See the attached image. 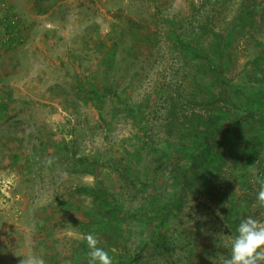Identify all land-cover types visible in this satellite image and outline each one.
I'll list each match as a JSON object with an SVG mask.
<instances>
[{
  "label": "rangeland",
  "instance_id": "rangeland-1",
  "mask_svg": "<svg viewBox=\"0 0 264 264\" xmlns=\"http://www.w3.org/2000/svg\"><path fill=\"white\" fill-rule=\"evenodd\" d=\"M18 1L0 0V264H87L89 233L114 264H222L264 222V0Z\"/></svg>",
  "mask_w": 264,
  "mask_h": 264
},
{
  "label": "clouds",
  "instance_id": "clouds-1",
  "mask_svg": "<svg viewBox=\"0 0 264 264\" xmlns=\"http://www.w3.org/2000/svg\"><path fill=\"white\" fill-rule=\"evenodd\" d=\"M51 163V160L48 161ZM67 175V173H64ZM258 192L256 206L264 215V177L256 178ZM86 242L87 264H114L113 258L103 247L94 233L83 237ZM20 264H46L43 256L29 252L20 260ZM222 264H264V222L259 218L247 216L236 228V235L231 240L230 252Z\"/></svg>",
  "mask_w": 264,
  "mask_h": 264
},
{
  "label": "trees",
  "instance_id": "trees-1",
  "mask_svg": "<svg viewBox=\"0 0 264 264\" xmlns=\"http://www.w3.org/2000/svg\"><path fill=\"white\" fill-rule=\"evenodd\" d=\"M218 3H219L218 0H216L215 4L218 5ZM212 35L215 37V40H216L215 45H214V47H212V49L216 50L217 53L221 52V50L223 49L222 43L225 42L222 33L219 31L218 32H212ZM198 40H199V38L197 36L190 38V43H189L190 44V51L195 57L208 60L209 54L204 53L203 49L200 48ZM261 120H263V119L259 118L258 122H260Z\"/></svg>",
  "mask_w": 264,
  "mask_h": 264
},
{
  "label": "crops",
  "instance_id": "crops-1",
  "mask_svg": "<svg viewBox=\"0 0 264 264\" xmlns=\"http://www.w3.org/2000/svg\"><path fill=\"white\" fill-rule=\"evenodd\" d=\"M5 1H7L8 3L7 4H9V8L8 9H10L11 10V8L13 9V10H16V9H18V8H20L19 7V1L18 0H5ZM9 11H6V12H4V14H5V16L6 17H8V15H9ZM8 14V15H7ZM1 23V22H0ZM6 23H3L2 22V26L4 25V26H6V28L7 29H9V26H7V25H5ZM2 29V28H1ZM1 31V30H0Z\"/></svg>",
  "mask_w": 264,
  "mask_h": 264
},
{
  "label": "built area",
  "instance_id": "built-area-1",
  "mask_svg": "<svg viewBox=\"0 0 264 264\" xmlns=\"http://www.w3.org/2000/svg\"><path fill=\"white\" fill-rule=\"evenodd\" d=\"M10 17H11V15H10ZM14 19H15V20H14L13 22H15V21H16V18H15V17H14ZM4 22H6V21H4ZM16 22H17V21H16ZM6 23H7V22H6Z\"/></svg>",
  "mask_w": 264,
  "mask_h": 264
}]
</instances>
